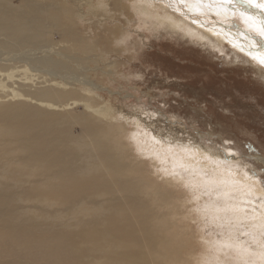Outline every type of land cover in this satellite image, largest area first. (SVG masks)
Instances as JSON below:
<instances>
[{
    "label": "bare ground",
    "instance_id": "1",
    "mask_svg": "<svg viewBox=\"0 0 264 264\" xmlns=\"http://www.w3.org/2000/svg\"><path fill=\"white\" fill-rule=\"evenodd\" d=\"M142 1L185 33L250 57L264 76V48L251 38L258 34L229 19L261 18L263 0ZM68 5L0 0V264H191L192 233L178 217L181 204L188 222L196 210L177 190L188 184L200 189L199 213L221 235L212 233V255L195 264H264L259 178L195 139L162 140L140 121L116 124L113 106L98 104L105 87L87 67L97 48L73 34ZM79 6L74 14L87 18ZM90 49L89 59L80 56Z\"/></svg>",
    "mask_w": 264,
    "mask_h": 264
},
{
    "label": "rangeland",
    "instance_id": "2",
    "mask_svg": "<svg viewBox=\"0 0 264 264\" xmlns=\"http://www.w3.org/2000/svg\"><path fill=\"white\" fill-rule=\"evenodd\" d=\"M60 1L69 4L66 8L71 12L69 24L73 34L86 38L97 48V61L87 58L92 49L82 50L80 56L89 59L87 67L97 73L95 83L105 87L97 90L101 97L98 104L109 102L113 106L116 124L128 122L133 126L140 121L162 140L171 137H182L186 141L195 139L218 161L229 165L228 159L237 160L234 167L249 168L264 188V76L251 64L250 57L236 52L228 44L222 45L210 38L200 40L185 33L160 19L163 15L156 14L142 0H92L98 5V12L91 8L88 0H79L80 6L74 0ZM252 1L247 0L246 5L252 7ZM14 2L18 4L24 0ZM77 6L85 10L87 18L74 14ZM260 6L261 18L254 15L255 20L250 23L241 16H229L239 23L237 26L258 34L259 38L251 37L257 41L253 43L255 46L260 43L258 49L264 48V36L260 39L264 34V0ZM236 14L241 15V12ZM251 38L247 40H253ZM91 71L89 74L93 75ZM59 84L62 85V73ZM59 92L60 89L56 97ZM84 110L80 107L78 112ZM75 129L77 131L78 127ZM231 155L238 159H231ZM152 172L162 182L160 173ZM192 187L191 184L180 185L177 190L182 195L181 201L189 193L191 201L188 204L192 203L196 209L194 216L189 218L190 223L186 221V205L183 208L181 204L178 217L184 219L180 225L183 224L189 235L192 233L186 250L193 252L191 264H195L199 257L205 259L212 255L213 244L209 242L211 238L214 240L212 233L217 229L220 240L221 235L211 223L209 214L199 213L203 206L194 201L201 203V191ZM254 248L257 249L253 246L252 250ZM182 254L185 255V251ZM240 264L246 263L241 261Z\"/></svg>",
    "mask_w": 264,
    "mask_h": 264
},
{
    "label": "trees",
    "instance_id": "3",
    "mask_svg": "<svg viewBox=\"0 0 264 264\" xmlns=\"http://www.w3.org/2000/svg\"><path fill=\"white\" fill-rule=\"evenodd\" d=\"M256 88H259L261 91L263 90V88H262V87H260V86H256Z\"/></svg>",
    "mask_w": 264,
    "mask_h": 264
},
{
    "label": "snow or ice",
    "instance_id": "4",
    "mask_svg": "<svg viewBox=\"0 0 264 264\" xmlns=\"http://www.w3.org/2000/svg\"><path fill=\"white\" fill-rule=\"evenodd\" d=\"M262 62H264V61H262Z\"/></svg>",
    "mask_w": 264,
    "mask_h": 264
}]
</instances>
